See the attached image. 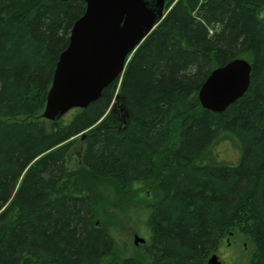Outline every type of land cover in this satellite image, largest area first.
<instances>
[{"label":"trees","instance_id":"obj_1","mask_svg":"<svg viewBox=\"0 0 264 264\" xmlns=\"http://www.w3.org/2000/svg\"><path fill=\"white\" fill-rule=\"evenodd\" d=\"M85 7L0 0V264H207L236 235L264 264V0H167L96 101L45 120ZM234 59L251 65L246 93L203 109L201 85ZM228 138L237 161L218 150ZM135 185L154 198L127 253L116 230Z\"/></svg>","mask_w":264,"mask_h":264},{"label":"water","instance_id":"obj_2","mask_svg":"<svg viewBox=\"0 0 264 264\" xmlns=\"http://www.w3.org/2000/svg\"><path fill=\"white\" fill-rule=\"evenodd\" d=\"M80 1L85 3V12L70 31L46 96L43 118L48 121L96 101L122 75L131 54L165 16L166 0ZM250 75L251 65L244 59L213 69L198 92L201 107L223 112L246 93ZM144 243L133 237L135 246ZM207 264L220 262L212 255Z\"/></svg>","mask_w":264,"mask_h":264},{"label":"rangeland","instance_id":"obj_3","mask_svg":"<svg viewBox=\"0 0 264 264\" xmlns=\"http://www.w3.org/2000/svg\"><path fill=\"white\" fill-rule=\"evenodd\" d=\"M218 150H223V153L220 152V155L224 160L232 161L237 156V146L229 138L219 145ZM134 189L137 192L134 199L135 203L134 205L130 204L124 211L125 213L122 212L123 215L121 214L120 221L117 224L119 228L116 230L119 242L123 244L127 253L137 249L133 244V237L135 235L144 240L149 239V232L145 227V221L148 216L147 206L153 202L154 198L151 189L143 188L141 185H135ZM229 242L233 244L231 249L229 247L225 248L222 245L223 247L215 253L218 256L220 264H247L251 251V243L241 235H236Z\"/></svg>","mask_w":264,"mask_h":264},{"label":"flooded vegetation","instance_id":"obj_4","mask_svg":"<svg viewBox=\"0 0 264 264\" xmlns=\"http://www.w3.org/2000/svg\"><path fill=\"white\" fill-rule=\"evenodd\" d=\"M231 249V247H229ZM217 256V255H216ZM218 257V256H217Z\"/></svg>","mask_w":264,"mask_h":264}]
</instances>
